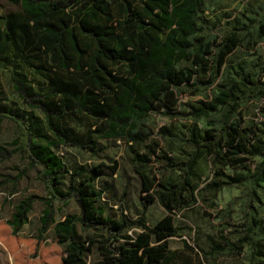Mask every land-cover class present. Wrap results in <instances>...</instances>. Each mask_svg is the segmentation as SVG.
<instances>
[{
    "label": "trees",
    "instance_id": "1",
    "mask_svg": "<svg viewBox=\"0 0 264 264\" xmlns=\"http://www.w3.org/2000/svg\"><path fill=\"white\" fill-rule=\"evenodd\" d=\"M6 1L18 8L0 15V66L10 72L27 106L43 115L46 131L28 116L0 109V122H13L17 132L10 146H0V163L16 155L28 161L23 173L40 168L36 178L46 192L40 235L54 225L56 243L64 251L61 264H86L94 245L104 264H168L170 239L179 232L175 213L196 206L204 155L211 156L213 172L204 189L216 194L224 187L244 188L219 214L221 221L228 219L240 204L244 223L238 240L230 241L224 234L229 227L221 223V240L212 246V257L247 254L239 264H264V226L259 219L264 212V122L247 124L244 114L254 106L264 118V54L259 52L260 46L264 49V0L245 3L215 25L201 18L205 5L214 0ZM9 43L18 52L10 61L1 55ZM238 50L256 58L225 72L227 59ZM22 69L39 81L36 92L18 83L15 76L22 75ZM196 94L208 98L190 114L205 118L207 128L202 136L193 132L189 138L160 131L165 143L190 146L192 152L183 162L162 156L168 170L181 172L180 180L169 185L157 180L155 193H149L153 184L144 172L158 157L150 117L184 118L175 112L179 98ZM105 139L145 144L144 152L133 149L131 164L146 193L144 210L158 200L166 211L153 225L145 222L144 214L132 219L121 207L112 217L99 205L104 192L96 180L106 169L116 174L117 166L96 165L86 174V168L72 169L58 154L64 146L95 155L98 141ZM253 165L250 175L227 172L228 167L250 171ZM7 181L0 175V187ZM36 199L25 197L15 206L7 220L13 236L29 222ZM55 201H75L79 212L56 221ZM4 231L0 226V240H7ZM40 242L36 240L37 248ZM4 245L12 252L21 243L8 240Z\"/></svg>",
    "mask_w": 264,
    "mask_h": 264
},
{
    "label": "rangeland",
    "instance_id": "2",
    "mask_svg": "<svg viewBox=\"0 0 264 264\" xmlns=\"http://www.w3.org/2000/svg\"><path fill=\"white\" fill-rule=\"evenodd\" d=\"M136 1V0H135ZM261 0H214V2L205 5V11L201 18L211 24H217L224 17H232L235 12L242 10L245 3L257 4ZM18 6L11 5L6 0H0V15H5L10 10L17 9ZM115 19L122 20L116 7H112ZM105 20L101 19V22ZM84 39L82 40V42ZM84 43V42H83ZM1 45V41H0ZM259 52L264 54L263 47H259ZM17 50L10 43L5 46L1 55L8 61L15 58ZM256 55L248 56L242 51H236L227 59L225 72L229 68H235L236 65L254 60ZM20 69L22 67H19ZM22 75L16 74V79L25 91L36 92L40 83L33 75L21 70ZM208 94L184 95L179 98V105L175 107V112L181 113L184 118L170 119L161 114H153L148 123L153 142L158 143V157H154L148 168L145 170L146 179L149 185L153 184L149 193H155V182L162 181L166 185L180 180L179 170H168L162 161V156L166 154L173 161L183 162L187 160L192 152L190 146L183 148L172 146L163 141L160 131L166 130L168 133L180 137L189 138L191 133L195 132L197 137L203 135L207 128L205 118L197 119L190 112L191 109L200 101H205ZM0 109L12 111L17 114L25 115L31 118L30 122L37 124L42 132L46 131L44 117L39 111H33L27 106L24 100L14 87L13 77L10 72L2 69L0 66ZM259 108L251 107L245 110L246 123L264 122L263 116L258 114ZM33 116V118L31 117ZM17 136L16 126L11 121L0 122V146H10L13 139ZM149 143V142H148ZM133 149L144 152L145 144H131L123 140L105 139L98 141V152L92 155L81 148H65L60 146L58 154L62 156L65 163L72 169L78 166L86 168V174L94 166L102 165L117 166L116 174L111 173L109 169L97 178V189L104 192L103 200L99 205L105 208V212L112 217L120 213L122 207L130 218L137 219L144 214L145 222L153 225L166 214L158 200L147 206L144 210L143 195L141 192L142 181L140 176L132 167ZM28 161L20 156H13L10 159L0 163V175L9 179L0 187V226L5 227V236L7 240H0V264H61L63 254L62 246L55 240L54 225H50L43 235H40V218L43 215L45 205L42 198L46 197L43 184L36 178L39 167L29 169ZM201 171V182L196 190L197 204L192 207H184L180 212L175 213V224L179 229L177 236L170 239L172 252L168 255V264H239L244 263L247 254L226 258L218 256L213 258L212 246L220 239L217 229L221 223H227L228 230L225 235L230 241L238 240L237 231L239 226L244 223V218L240 212V204L233 209L228 219H219V214L225 207L229 206L231 201H235L242 196L243 187H224L216 194L204 189L212 177V158L204 155L199 161ZM254 165L250 171L243 169L227 168L230 175H250L253 172ZM156 177V180L152 177ZM68 185L67 179L64 182V188ZM36 197L33 203L29 222L23 227L22 231L16 236L12 235V229L7 225V220L12 217L15 206L25 197ZM213 201V202H212ZM55 210V220L64 219L67 214L79 212L75 201L63 204L59 201L53 202ZM260 222L264 226V212L259 214ZM40 235V236H39ZM79 237L84 239L86 234L79 230ZM134 235V234H129ZM40 239V245L37 248L36 240ZM8 240L13 243H21L16 251H9L4 245ZM3 241V242H2ZM28 245V246H26ZM97 246H93L86 254V264H104L101 256L98 254Z\"/></svg>",
    "mask_w": 264,
    "mask_h": 264
}]
</instances>
